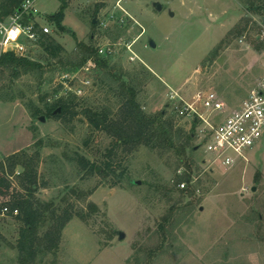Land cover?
<instances>
[{
	"label": "rangeland",
	"instance_id": "1",
	"mask_svg": "<svg viewBox=\"0 0 264 264\" xmlns=\"http://www.w3.org/2000/svg\"><path fill=\"white\" fill-rule=\"evenodd\" d=\"M65 1L62 28L53 16L63 0L35 4L36 19L52 27L64 52L54 58L35 48L40 66L19 76L0 68V162L39 154L33 197L51 204L47 215L74 214L57 247L35 264H264V139L236 165L222 166L209 160L201 124L185 108L196 102L204 111L197 94L215 92L229 108L216 113L222 118L248 96L264 75L261 15L248 13V0H130L124 5L130 15L116 0ZM247 17V27L234 30ZM79 42L94 50L83 64ZM107 43L115 52L103 57L98 48ZM90 58L97 65L87 68ZM122 82L137 89L147 114L163 112L175 128L193 132L185 155L153 145L127 151L91 125L86 109L117 116ZM60 97L77 115L46 112ZM82 158L103 170L83 168ZM23 172L22 164L13 173L0 168L11 181L2 202L30 196ZM24 226L17 215H0V264H19Z\"/></svg>",
	"mask_w": 264,
	"mask_h": 264
},
{
	"label": "trees",
	"instance_id": "2",
	"mask_svg": "<svg viewBox=\"0 0 264 264\" xmlns=\"http://www.w3.org/2000/svg\"><path fill=\"white\" fill-rule=\"evenodd\" d=\"M7 2L8 5L5 8L6 12L9 13L12 11L17 0H7ZM66 6L67 2L63 0L60 11L53 16L60 28H62V20ZM246 8L249 14H259L261 15V19H264V0H248ZM246 19L245 26H237L234 30L241 33L249 23L250 18L247 17ZM39 43L41 48L54 58L59 57L65 50L63 45L50 34H44ZM78 48L79 54L82 56L80 64H83L94 50L91 46L82 42L78 43ZM39 66V62L19 57L13 52L5 53L0 60V68L9 71L15 76H19L25 72L27 73ZM112 75L118 78L117 72H112ZM120 88L124 101L121 104L117 116L111 118L106 111L86 109L85 115L91 125L105 130L110 135L116 137L117 145L123 146L127 151H134L141 145H153L168 151L174 150L178 155H185L187 147L191 145L190 142L194 137L193 132L186 133L183 129L175 128L173 121L165 118L163 112L157 115L147 114L137 100L138 92L134 86H129L125 82H122ZM39 111H35L34 114H40L38 113ZM46 112L52 114L55 118L65 119H67V116L71 119V117L77 115L75 108L64 97H60L52 103H47ZM196 123L194 120L193 124ZM191 150H196V146L192 145ZM14 155L9 159L8 163L4 161L0 162V168L2 171H10L13 173L18 164H22L24 167L21 183L27 185L30 196L14 198L11 206L19 207L20 213L17 216L25 223L17 245L19 264H35L40 254H44L47 250L57 247L62 230L67 222L73 218L74 214L69 210H65L60 216L56 213V210H52L50 215H47L46 211L51 207V204L37 202L33 197L38 178L36 160L39 158V154L36 153L34 156H29L27 153L23 156ZM81 164L83 168H86L90 164V171L97 170L100 172L103 170L102 166L90 163L85 158L81 159ZM106 167L111 168V162H107ZM186 178L188 179V176ZM186 178L181 177L178 183L184 181ZM10 187L11 181L5 175H0V196L6 193ZM90 207H96V205L91 203ZM79 215L83 219L87 217L83 213ZM47 223H51L49 229L42 237L38 236L39 229Z\"/></svg>",
	"mask_w": 264,
	"mask_h": 264
},
{
	"label": "built area",
	"instance_id": "3",
	"mask_svg": "<svg viewBox=\"0 0 264 264\" xmlns=\"http://www.w3.org/2000/svg\"><path fill=\"white\" fill-rule=\"evenodd\" d=\"M38 0H17L12 11L6 12L7 0H0V60L5 53L13 52L19 57L34 60V49L40 47V39L44 34H50L53 29L49 24L40 23L35 16V4ZM130 0H116L118 9L130 15L125 3ZM131 50V45L128 44ZM113 43L101 45L98 53L103 57L113 55ZM93 58L88 60V67H95ZM86 67V66H85ZM82 91L80 90V93ZM197 101L204 111L195 107V103H187L185 107L193 115L196 122L201 124V145H205V153L211 161L225 167L236 165L240 159L246 158L252 150L264 139V75L250 90L248 96L239 107L222 118L216 113L226 114L227 104L215 92H199ZM17 171V174H20ZM13 179V176H9ZM185 187V183L182 184ZM0 196V215H18V206L10 202H2Z\"/></svg>",
	"mask_w": 264,
	"mask_h": 264
},
{
	"label": "water",
	"instance_id": "4",
	"mask_svg": "<svg viewBox=\"0 0 264 264\" xmlns=\"http://www.w3.org/2000/svg\"><path fill=\"white\" fill-rule=\"evenodd\" d=\"M154 6L158 10H161L163 8V6H162V4L160 2H155ZM172 14H174V13L172 12ZM150 44H151V46L156 47V43H155V41L153 39H150ZM44 119L45 118L42 117V120H44ZM199 147H200V145H197L196 149H198ZM118 233H119V239H124L125 238V236H126L125 232H123L122 230H119Z\"/></svg>",
	"mask_w": 264,
	"mask_h": 264
}]
</instances>
